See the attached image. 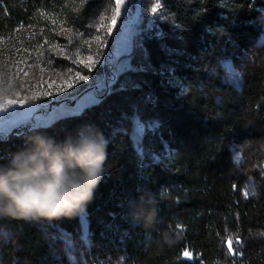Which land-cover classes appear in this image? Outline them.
I'll return each mask as SVG.
<instances>
[{
	"label": "trees",
	"instance_id": "trees-1",
	"mask_svg": "<svg viewBox=\"0 0 264 264\" xmlns=\"http://www.w3.org/2000/svg\"><path fill=\"white\" fill-rule=\"evenodd\" d=\"M138 2L142 19L128 69L78 111L0 136V166L36 131L62 141L90 125L108 141L107 174L84 211L32 222L0 217L7 233L0 264H67L52 239L75 232L81 218L90 264L106 256L121 264H264V179L233 157L240 149L249 160L264 158L263 50L252 42L261 0H162L156 15L155 0ZM112 3L0 0V37L50 16L83 29ZM233 55L241 67L236 88L220 76L221 61ZM146 117L157 120L168 148L156 145L151 162L141 160L126 133ZM229 241L236 255L226 259Z\"/></svg>",
	"mask_w": 264,
	"mask_h": 264
},
{
	"label": "rangeland",
	"instance_id": "rangeland-1",
	"mask_svg": "<svg viewBox=\"0 0 264 264\" xmlns=\"http://www.w3.org/2000/svg\"><path fill=\"white\" fill-rule=\"evenodd\" d=\"M74 2L71 0V4ZM114 5L115 0L83 29L68 25L62 16H50L38 26H19L11 37H0V106L7 109L0 111V136L25 125H46L58 116L78 111L95 101L116 74L129 68L128 53L142 19L140 6L138 0H126L112 24ZM261 5L255 24L257 34L251 41L262 48L264 66V0ZM89 57L97 63L86 68ZM237 57H226L220 63L222 81L234 88L241 75ZM77 71L88 79L79 80ZM9 101L15 103L10 105ZM126 133L134 151L145 162L157 160L156 145L168 149L154 118L134 119ZM233 157L246 169L252 165L251 169L264 179V158L249 160L240 149L234 150ZM254 159L255 163L261 161L253 165ZM245 190L250 192L251 184L247 183ZM6 238L7 233L0 232V241L6 242ZM52 240L61 248L67 264H90L89 229L83 218L75 232L57 231ZM232 248L233 251L224 248L226 259L236 255L235 246ZM101 264L121 262L114 256H106Z\"/></svg>",
	"mask_w": 264,
	"mask_h": 264
},
{
	"label": "clouds",
	"instance_id": "clouds-1",
	"mask_svg": "<svg viewBox=\"0 0 264 264\" xmlns=\"http://www.w3.org/2000/svg\"><path fill=\"white\" fill-rule=\"evenodd\" d=\"M108 141L90 125L57 141L36 131L0 166V217L28 222L73 218L107 174ZM174 243V241H166Z\"/></svg>",
	"mask_w": 264,
	"mask_h": 264
},
{
	"label": "snow or ice",
	"instance_id": "snow-or-ice-1",
	"mask_svg": "<svg viewBox=\"0 0 264 264\" xmlns=\"http://www.w3.org/2000/svg\"><path fill=\"white\" fill-rule=\"evenodd\" d=\"M84 2H86V0H84ZM125 2H126V0H115L114 12H113V14L110 17L112 24L116 23L117 16L121 12V6L125 5ZM161 7H162V0H155V2L153 4V6L151 7L150 11L152 12L153 15H156L160 11ZM96 40H100V37L96 36ZM89 61H90V63L85 65L86 68H91L92 64L97 63V61L92 60V57H89ZM76 76L81 81L88 79L87 75H81L79 71H77ZM69 87H71V85H69ZM13 103H15V102L14 101H9L10 105L13 104ZM0 111H7V109L3 108V106H0ZM236 242L239 243V240H237ZM229 250L233 251L232 241H229ZM189 255L190 254L187 253V252L184 253L185 257H187Z\"/></svg>",
	"mask_w": 264,
	"mask_h": 264
}]
</instances>
